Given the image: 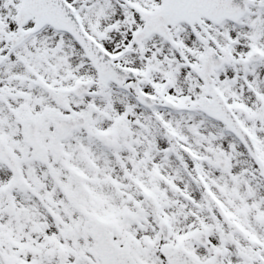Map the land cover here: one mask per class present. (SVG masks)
Instances as JSON below:
<instances>
[{
  "label": "snow or ice",
  "instance_id": "1",
  "mask_svg": "<svg viewBox=\"0 0 264 264\" xmlns=\"http://www.w3.org/2000/svg\"><path fill=\"white\" fill-rule=\"evenodd\" d=\"M0 264H264V0H0Z\"/></svg>",
  "mask_w": 264,
  "mask_h": 264
}]
</instances>
